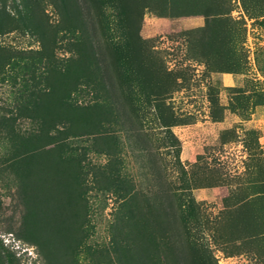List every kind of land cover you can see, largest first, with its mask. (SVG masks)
<instances>
[{
  "label": "rangeland",
  "instance_id": "374dc122",
  "mask_svg": "<svg viewBox=\"0 0 264 264\" xmlns=\"http://www.w3.org/2000/svg\"><path fill=\"white\" fill-rule=\"evenodd\" d=\"M0 264H264V0H0Z\"/></svg>",
  "mask_w": 264,
  "mask_h": 264
},
{
  "label": "trees",
  "instance_id": "16d2710c",
  "mask_svg": "<svg viewBox=\"0 0 264 264\" xmlns=\"http://www.w3.org/2000/svg\"><path fill=\"white\" fill-rule=\"evenodd\" d=\"M16 260H17V258H16Z\"/></svg>",
  "mask_w": 264,
  "mask_h": 264
}]
</instances>
